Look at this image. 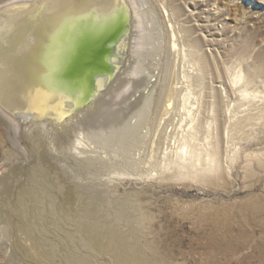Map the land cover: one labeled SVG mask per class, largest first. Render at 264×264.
I'll use <instances>...</instances> for the list:
<instances>
[{
    "label": "rangeland",
    "instance_id": "1",
    "mask_svg": "<svg viewBox=\"0 0 264 264\" xmlns=\"http://www.w3.org/2000/svg\"><path fill=\"white\" fill-rule=\"evenodd\" d=\"M25 2L0 0V12L5 5ZM173 2L143 3L150 29L144 41L143 63L148 64L146 60L153 57L163 64L174 38L178 47H188L186 44L197 39L205 69L201 95H215L219 105L216 120L222 131L216 161L220 165L213 166L203 155L210 140L205 133L192 140L186 137L188 151L200 160L181 170L168 169L159 165L162 151L181 150V138L186 134L178 129L169 132L168 128L161 156H153V170L147 165L152 158L144 156L147 140L124 153L117 139L108 143L104 136L98 140L89 132L84 134L74 123L76 119L68 128L47 125L50 118L38 124L20 119L23 125L15 129L0 112V264H264V110L249 128L231 132L226 126L242 117L240 110L264 102V0ZM162 4L174 11L175 27L169 34L159 21ZM185 54L180 52L178 58L170 54L172 60L167 62L176 63L178 87L194 97L200 88L187 84L186 74H197L199 67L189 53ZM138 72L145 79L141 78L139 88L144 93L152 85L145 72ZM124 99L125 105L130 98ZM93 101L82 107L92 108L89 115L95 112ZM113 102L123 105L122 99ZM96 120L89 119L91 127H101V120ZM215 122H211V132ZM80 194L91 199V207L97 208L101 217H107L99 222L103 235L110 239L108 231L115 226L113 230L130 236L125 250L87 246L79 235Z\"/></svg>",
    "mask_w": 264,
    "mask_h": 264
},
{
    "label": "bare ground",
    "instance_id": "2",
    "mask_svg": "<svg viewBox=\"0 0 264 264\" xmlns=\"http://www.w3.org/2000/svg\"><path fill=\"white\" fill-rule=\"evenodd\" d=\"M144 1L26 0L23 4H13L0 12V112L9 118L15 129L23 125L19 123L20 119H25L29 123L37 121L38 124L45 118H50L47 125L50 124L55 128L59 126L68 128L69 123L76 119L74 123L81 124L78 127L84 131V134L89 132L91 136L98 137V140L104 136L102 138L106 142L110 139H117L116 142L123 152L137 148L138 144L142 146L147 140L148 148L144 156L148 155V158H152L151 162L146 164L150 166L149 169L153 170L156 163L152 162L153 156L157 159L161 156L162 138L168 128H170L169 132L174 133V130L178 129L186 133L181 138V150L165 151L164 148L162 151L159 165L166 166L168 169L170 167L185 168L189 166L190 162L196 161L198 157L193 153L192 147L191 151L194 155L188 151L190 141H187L186 137L192 140L197 137L196 135L205 133L210 140L206 138L209 140L207 143L209 148L203 155L213 166L218 167L220 162L216 160L219 157L222 131L219 127L217 128L219 121L217 123L216 120V110L219 109V105L215 95H201L203 94L202 88H205L203 78L205 69L203 57L199 54L200 47L198 48L197 39H190L191 42L186 44L188 47L185 45L178 47L179 44L174 38L171 41V46L169 45L170 50L169 47L166 50V59L163 64L153 57L146 60L148 64H144L143 47L144 44L146 45L144 41L149 29L148 21L142 10ZM184 3L186 2L184 1ZM160 7L162 11L160 10L161 20L159 21H161L162 28L167 32L169 30L172 32L175 27L172 20L173 8L164 4ZM128 23H130L129 29L125 28ZM114 39L117 41L116 44L108 43ZM111 45H115L114 48ZM115 48L117 52L114 51ZM175 50L176 53H174ZM146 51L148 52V50ZM180 52L187 53L185 55L189 53L199 67L197 74H186L187 84L192 83L200 88L198 91L200 93H194V97L189 91H184V87H178L175 67L173 68V64L176 63L167 62V59L172 60L170 54L174 56ZM151 63L154 66L150 65ZM139 69L147 74L148 79L146 80L152 85L149 88V84L144 93L139 91L140 81L143 78L138 72ZM109 72L112 73L110 77L103 74ZM238 78L240 79V75L237 76ZM112 79L113 81L108 86L109 89L104 93V90L100 91L106 88ZM144 80L143 78L142 81ZM94 82H97L96 85L98 84V92L91 94L88 99H84ZM183 92L184 95H182ZM127 96L130 100L124 105L123 101ZM209 97H213V99L210 100ZM115 98L122 99L123 105L117 104L120 101L114 103ZM92 101L95 112L89 115L93 111L92 108L82 109V107ZM252 105L253 107H246L245 110L239 111L242 114L241 118L233 121V119L230 120L232 115L229 117L230 121L226 126L231 132L238 128H249L259 120L258 116L264 110V102ZM115 108L117 109L116 113L114 112ZM231 108L227 109L229 113L232 112ZM104 109H107L111 114L103 111ZM233 114H238V112ZM111 116L114 118L112 119ZM95 118L97 119L96 123L101 120V127H91L92 123L89 119ZM112 120L113 122H111ZM212 121L216 122L211 132ZM142 129H146L144 136ZM211 134L214 136L211 137ZM77 142L79 143V141ZM202 143L204 144V142ZM144 156L141 160L143 162L145 161ZM79 161L87 162V160L80 159ZM81 195L78 200L81 203L82 199L83 209L79 208L81 222L78 220V227L81 228L79 235L82 236L80 237L86 244L88 243L87 246L100 247L108 251L117 250L116 246H118L125 250L129 244L128 237L130 236L113 230L115 226H112L108 231L111 235L110 239L103 235L98 227L104 214L101 217L97 208L91 207L93 205L90 203L91 199L88 197L86 199ZM119 212L124 216L123 211L121 212L119 209ZM261 223L264 226V221ZM107 224L108 222L102 223L101 226L105 227ZM48 258H50V254H48ZM118 259L122 260L120 256ZM75 261L77 262V258H74Z\"/></svg>",
    "mask_w": 264,
    "mask_h": 264
},
{
    "label": "water",
    "instance_id": "3",
    "mask_svg": "<svg viewBox=\"0 0 264 264\" xmlns=\"http://www.w3.org/2000/svg\"><path fill=\"white\" fill-rule=\"evenodd\" d=\"M129 25H130V23L126 24V25H125V28H128V29H129ZM128 33H129V32H128ZM125 35H126V34H125ZM127 37H128V36H127ZM116 42H117L116 39L111 40V41H108L109 44H116ZM111 46H112V45H111ZM111 46H110V47H111ZM114 46H115V45H113L112 48H114ZM125 48H126V46H125ZM125 48H124V50H127V49H125ZM116 50H117V49L115 48L114 51L117 52ZM115 72H116V71H115ZM109 73H110V72H109ZM109 73H103V74H105V76L110 77V75H111L112 73H110V74H109ZM96 83H97V82H94V83L90 86L91 90H90V92L88 93V95L85 94L84 99H88V98L90 97L91 94H96V93L98 92V88H99V87H98V84L96 85ZM99 90H100V89H99ZM103 90H104V89H101L100 91H103Z\"/></svg>",
    "mask_w": 264,
    "mask_h": 264
},
{
    "label": "clouds",
    "instance_id": "4",
    "mask_svg": "<svg viewBox=\"0 0 264 264\" xmlns=\"http://www.w3.org/2000/svg\"><path fill=\"white\" fill-rule=\"evenodd\" d=\"M9 6L8 5H5L4 8H8Z\"/></svg>",
    "mask_w": 264,
    "mask_h": 264
},
{
    "label": "snow or ice",
    "instance_id": "5",
    "mask_svg": "<svg viewBox=\"0 0 264 264\" xmlns=\"http://www.w3.org/2000/svg\"><path fill=\"white\" fill-rule=\"evenodd\" d=\"M61 119H63V117H61Z\"/></svg>",
    "mask_w": 264,
    "mask_h": 264
}]
</instances>
